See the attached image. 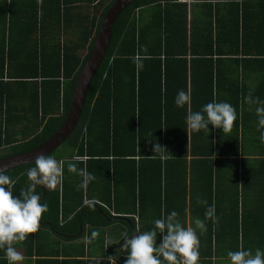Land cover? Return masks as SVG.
I'll return each mask as SVG.
<instances>
[{"label":"trees","instance_id":"trees-1","mask_svg":"<svg viewBox=\"0 0 264 264\" xmlns=\"http://www.w3.org/2000/svg\"><path fill=\"white\" fill-rule=\"evenodd\" d=\"M2 1L0 158L58 129L114 0ZM182 89L191 102L177 107ZM249 93L264 100V0L132 2L115 19L63 142L71 152L58 158L62 185L37 188L48 211L39 230L16 244L24 256L18 264H124L121 234L150 230L172 211L184 226L190 220L195 227L197 218L206 224L197 230V264H229L227 252L241 245L264 249V127H257V105L245 100ZM213 100L236 109L231 130L193 132L186 116ZM157 143L166 150L153 152ZM69 163L95 179L79 187L83 177ZM33 166L5 171L15 195L27 188ZM212 204L218 223L205 219ZM0 264H8L2 249Z\"/></svg>","mask_w":264,"mask_h":264},{"label":"clouds","instance_id":"clouds-1","mask_svg":"<svg viewBox=\"0 0 264 264\" xmlns=\"http://www.w3.org/2000/svg\"><path fill=\"white\" fill-rule=\"evenodd\" d=\"M245 100L257 105V127H264V100L254 98L251 93ZM190 102V91L182 89L177 92L174 100L177 107H184ZM236 119V109L229 102L213 100L203 105L199 111L190 112L186 116V123L193 132L209 130V125L229 132ZM161 149L165 148L158 143L153 145V152H160ZM68 170L83 177L79 185L81 188H86L95 179L91 173L78 169L74 163L68 164ZM26 175L29 181L27 188L17 196L12 191L15 179L0 169V249L8 264H18L24 260L16 244L27 239L28 234L39 230L42 213L48 211V205L41 202L42 193L37 188L43 186L45 189H53L62 185L64 162L57 161L52 155L38 154L34 166L27 169ZM197 202L202 205L208 203L199 198ZM177 215L176 211L162 214L153 221L154 226L144 232L122 233L121 249L126 253L124 264H197L200 257L197 230L201 233L207 231L206 224L197 218L195 227L184 226ZM204 215L205 219L210 218L213 223H218L214 204L207 207ZM96 235L97 233H92L93 237ZM107 245L109 244L105 247ZM227 257L229 264H264V249L256 248L253 251L241 245L235 251L229 250Z\"/></svg>","mask_w":264,"mask_h":264},{"label":"water","instance_id":"water-1","mask_svg":"<svg viewBox=\"0 0 264 264\" xmlns=\"http://www.w3.org/2000/svg\"><path fill=\"white\" fill-rule=\"evenodd\" d=\"M134 1L136 0H114L103 15L94 36L91 49L86 56L72 88L67 113L58 129L47 139L28 151L1 157L0 169L6 171L13 167L34 163L35 157L38 154H50L74 130L83 109L89 84L107 51L115 19L123 9ZM184 1L189 2L191 0Z\"/></svg>","mask_w":264,"mask_h":264},{"label":"rangeland","instance_id":"rangeland-1","mask_svg":"<svg viewBox=\"0 0 264 264\" xmlns=\"http://www.w3.org/2000/svg\"><path fill=\"white\" fill-rule=\"evenodd\" d=\"M109 0H106V2ZM71 152V148L68 143H61L55 150L54 154H52L58 161L60 155H69Z\"/></svg>","mask_w":264,"mask_h":264},{"label":"crops","instance_id":"crops-1","mask_svg":"<svg viewBox=\"0 0 264 264\" xmlns=\"http://www.w3.org/2000/svg\"><path fill=\"white\" fill-rule=\"evenodd\" d=\"M9 1V0H8ZM180 1H184V0H180ZM191 1H193V0H191ZM190 2V1H189ZM3 5V1H2V3H0V7ZM62 157H67V155H63ZM250 158L251 159H256L257 158V156L255 155V153H253V155H251L250 156ZM83 159H84V157H83ZM60 187V185H57L55 188H53V189H57V188H59ZM189 221L190 220H188V222H187V225L189 226ZM96 252H99V249H97L96 250ZM95 256V255H94ZM98 256H100L99 254H96V257H98Z\"/></svg>","mask_w":264,"mask_h":264}]
</instances>
